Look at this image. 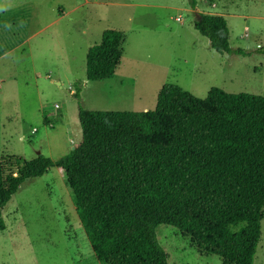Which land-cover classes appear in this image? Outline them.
Returning a JSON list of instances; mask_svg holds the SVG:
<instances>
[{
  "label": "rangeland",
  "instance_id": "rangeland-1",
  "mask_svg": "<svg viewBox=\"0 0 264 264\" xmlns=\"http://www.w3.org/2000/svg\"><path fill=\"white\" fill-rule=\"evenodd\" d=\"M193 1L0 0V10L16 8L24 22L5 42L28 37L0 59V155L56 159L80 142L78 108L151 111L165 84L198 99L211 87L264 96V54L257 53L264 47V0ZM58 9L63 16L53 21ZM195 14L223 17L230 52L211 49L193 28ZM105 29L123 33L119 63L110 77L86 82V50ZM76 83L78 100L71 96ZM1 217L0 264H98L60 169L25 180ZM259 227L252 264H264V208ZM155 238L166 264H220L216 256H200L171 226L158 225Z\"/></svg>",
  "mask_w": 264,
  "mask_h": 264
},
{
  "label": "trees",
  "instance_id": "trees-1",
  "mask_svg": "<svg viewBox=\"0 0 264 264\" xmlns=\"http://www.w3.org/2000/svg\"><path fill=\"white\" fill-rule=\"evenodd\" d=\"M193 28L216 53L230 52L223 17L200 14ZM122 38L105 29L87 48L86 81L115 72ZM80 88L74 84L75 100ZM76 116L80 142L66 154L0 155V231L17 188L56 168L98 264H166L158 225L175 228L200 256L252 264L264 208V96L211 87L198 99L165 84L151 111L78 108Z\"/></svg>",
  "mask_w": 264,
  "mask_h": 264
},
{
  "label": "crops",
  "instance_id": "crops-1",
  "mask_svg": "<svg viewBox=\"0 0 264 264\" xmlns=\"http://www.w3.org/2000/svg\"><path fill=\"white\" fill-rule=\"evenodd\" d=\"M17 11L18 10L16 8L12 10H0V59L21 48L22 44H25V41L28 40V37H26L23 40H15L11 43L5 42L7 41V38H9V34L13 35L14 33L12 32H15L16 28L19 29L22 27L24 23H21L20 19L17 20ZM57 14V17L53 21H57L62 18V10L58 9ZM35 33H37V31L33 32L31 35H34Z\"/></svg>",
  "mask_w": 264,
  "mask_h": 264
},
{
  "label": "water",
  "instance_id": "water-1",
  "mask_svg": "<svg viewBox=\"0 0 264 264\" xmlns=\"http://www.w3.org/2000/svg\"><path fill=\"white\" fill-rule=\"evenodd\" d=\"M195 19L199 20L200 19V14H195ZM55 84H58V82H55ZM67 94H69V92L66 91Z\"/></svg>",
  "mask_w": 264,
  "mask_h": 264
}]
</instances>
